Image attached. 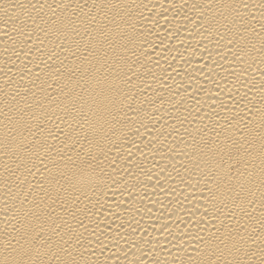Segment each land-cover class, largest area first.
I'll return each mask as SVG.
<instances>
[{
	"label": "bare ground",
	"instance_id": "bare-ground-1",
	"mask_svg": "<svg viewBox=\"0 0 264 264\" xmlns=\"http://www.w3.org/2000/svg\"><path fill=\"white\" fill-rule=\"evenodd\" d=\"M0 264H264V0H0Z\"/></svg>",
	"mask_w": 264,
	"mask_h": 264
}]
</instances>
